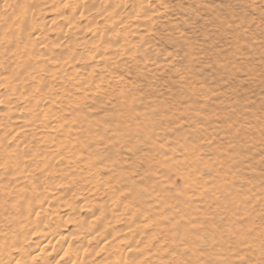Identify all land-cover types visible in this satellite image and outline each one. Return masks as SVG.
I'll return each instance as SVG.
<instances>
[{
    "label": "rangeland",
    "instance_id": "rangeland-1",
    "mask_svg": "<svg viewBox=\"0 0 264 264\" xmlns=\"http://www.w3.org/2000/svg\"><path fill=\"white\" fill-rule=\"evenodd\" d=\"M58 1H31L30 18L45 28L42 58L48 69L54 59L64 63L65 78L74 81L69 86L48 77L47 121L26 117L25 96L5 90L9 65L0 64V150L23 147L22 164L29 165L27 178L0 173V264L2 249L14 244L17 227L10 216L22 220L16 203L25 191L53 197L38 215H58L68 224L62 230L56 222L62 246L43 253L42 264L62 263L73 223L95 219L94 204L106 200L130 211L116 213V228L127 236L112 242L122 248L130 239L127 258L143 264H264V0H167L166 9L156 1L152 12L163 13L154 17L150 32L143 27L131 49L116 41L113 54L108 48L94 61H88L89 51L101 44L70 48L68 37L56 39L64 0ZM8 12L0 7V14ZM86 15L73 28L85 33L69 39H90L93 22ZM5 44L0 36V52ZM2 54L13 62L9 51ZM75 69L95 74L90 87L73 80ZM79 90L85 95L73 103ZM35 156L51 160L53 168L30 166ZM69 248L89 251L90 264L120 259L105 258L109 249L84 233L72 235ZM37 249L35 239L27 242L24 256L9 264H28Z\"/></svg>",
    "mask_w": 264,
    "mask_h": 264
},
{
    "label": "bare ground",
    "instance_id": "bare-ground-1",
    "mask_svg": "<svg viewBox=\"0 0 264 264\" xmlns=\"http://www.w3.org/2000/svg\"><path fill=\"white\" fill-rule=\"evenodd\" d=\"M31 1L32 0L0 1V7L9 10L8 13L0 14V36L4 38L5 42L7 43L3 46L4 49L0 52V64L9 65V68L6 70V79H9L11 84L8 85L7 89L5 90L15 92L16 94H19V96H25L21 107L23 108V113L26 114V117L40 119L41 121H47L48 117H50V112L44 110L43 100L47 97L45 94L46 90L50 92V94L52 93V91H50L46 87L50 82V79L48 77H53L55 83L58 82L57 80H60V83H65L67 85L68 82H70L72 85L69 84V86H73L74 81L72 82L70 79L65 78V75L62 71V67L65 66L64 63H57L58 60H55L53 58L54 63L55 61L57 62L56 64L48 63L49 66H51V68L48 69L46 64L47 61L42 58L43 53L40 52L39 43H41L43 40L40 36L41 33L44 32L43 29L45 28L41 27L42 23L40 21L30 18L33 11L31 7ZM41 1L50 4L53 0ZM156 1L159 2L161 9H166L167 0H64L62 2L63 7L60 6V8L58 9L61 11V14H58L59 16H56L57 21H60L59 23H62L61 29L57 33L58 38L56 39L68 37L67 42L69 40L70 41L67 47L69 46L70 48L76 47L77 45L84 46L92 44L93 42L101 44V47L97 46L92 51H89V54L87 56L88 61H94L97 57V54H100V52H103L108 48L109 51L107 54H113L111 48H115V46H112L116 41L119 42V44L117 45L118 47H129L131 49L133 46L132 38L134 39V37H136L141 40V34L139 33V30L144 27L146 28L147 32H150L152 30L151 24L155 22L154 17H159L163 13L162 10H158L155 13L152 12L154 10H152L153 3H155ZM59 5L60 4H58V6ZM65 8H68L70 10L69 15H65L63 13V9ZM20 11V17L15 18L13 16H10V14ZM122 12H124L123 15L120 14ZM86 13V18H89L87 19V22H93L92 31L89 35L90 39L86 41L84 39L78 41L69 39L73 38L74 35H77V37H79V33L80 35L81 33H85L84 28L80 27L75 31L73 30V28L74 26L77 27L76 21L81 19V17H83V15H85ZM19 20L24 21L23 26L15 24ZM95 21H99L98 26L95 25ZM128 21H133L135 22V24L133 25V27L126 29L124 25H126ZM61 31L65 32L66 35ZM103 43H106L107 45ZM126 45H128V47ZM51 49L56 50V52H54L53 54L55 58L57 56L59 57L60 52H57L56 48L51 47ZM3 51H9L11 53V55L14 57L13 62L7 60L3 56ZM45 53L46 51H44L43 55H45ZM140 53L138 51V54ZM142 56L143 58L147 59L145 54ZM48 58H51L50 54ZM68 58H71L69 59L70 61H74L76 59L73 54ZM108 59V56L104 57L105 61H108ZM107 66V64L104 65V68H107ZM77 70L78 69L74 70L75 77L73 78V80L77 78L78 85L82 87V89L90 87L92 85L91 83L94 81L93 76L95 74L92 71L82 73L78 72ZM1 78L2 77H0V79ZM103 81H105V84L108 85L111 80L110 78H108L105 80L103 79ZM112 84L114 87H116L115 84L119 83L117 81H114L112 82ZM62 87L63 84L61 86V91L65 92V90H62ZM80 92L82 91L79 90L77 95H74V98L71 99L73 103L84 97L85 94ZM33 93L36 94V97H34ZM15 113L17 114V117L23 116L22 112L20 111H17ZM22 154L23 147L17 148L15 146H4V148L0 150V173L6 175L12 173L13 175V172H17L15 175L16 177L27 178L26 175L29 171V165L22 164ZM37 163H40L43 169L50 170L51 167L53 168V162L51 160L43 162L40 161V158H38V156H35L33 160H31L30 166H35V164ZM64 177V174H60L58 178L62 179ZM85 180H91L90 185H95V187L101 188V184L95 183V181H93L91 178ZM33 182H37V186L42 185V179L39 177H35L33 179ZM58 188V186H54L53 188L51 187L52 190ZM110 189L112 193L116 192V190H113L114 188L111 187ZM25 192L20 194L21 196L19 199H17L16 203V205L18 206V209L16 210L18 211V213L22 214V220L18 219V217L15 216V213L11 214L10 216L13 225L17 227V235L14 237V244L10 245L11 248L4 247L2 249L5 264H9L13 260H20L21 257L24 256L23 251L26 249V243L34 239L36 240L38 249L33 254L28 256L25 260L29 264L34 260L39 259L38 262H33L32 264H42L39 262L43 258V253L47 252V254H49L50 250L53 249L55 245H57L58 247L62 246V240L59 235L56 234L57 232H55V229H57L58 225H60V227H62L61 229L64 230V227L68 225L66 224L67 222L65 220H62L58 215L55 217H53V215H49L47 216V218L44 217L46 215H38V212H41V210L39 209L44 208V206L49 201H52L54 199L53 197H50V195L44 193L43 191H40V194L35 192L38 195L34 194V197H30L29 193L26 194ZM30 194H32V192ZM105 196L110 197L111 193L105 191ZM108 201L109 200L94 204L93 209L98 210L99 214H97L96 218L92 221L90 220L86 224L73 223L74 232L73 234H70L71 236H69L66 240L67 245H63V250L61 252V255H59V259L62 260V263L60 264H90L89 251L86 252L82 248L78 250L69 248V243L72 240V235H79L82 233H84L86 237H91V239L96 240L100 248L109 249L107 253L108 255H106L105 258L108 256L114 257L115 255L116 257H120V259L115 260H113L112 258H110L108 261L104 260L105 262L101 264H143L141 262H138V260L135 261L133 259L127 258L128 253L125 250V247L132 246L130 239L124 241V247L122 248H116L115 243L112 244L113 241L122 240V238H125L127 236L124 232L119 233V230L116 228L117 220L114 219H116L117 217L116 213L122 214L123 211L127 212L128 210L126 209L125 205L122 207V210L121 206L116 204V201H110L111 203ZM22 212L24 213V215ZM57 221L59 222L58 225L56 223ZM22 225H27L28 228L26 230H23L24 228H22ZM43 226L46 227L45 231L41 229L42 232H39L38 229L41 227L43 228ZM35 231H38L39 233H36ZM116 244L119 245V241L116 242ZM109 253L113 254L111 255Z\"/></svg>",
    "mask_w": 264,
    "mask_h": 264
}]
</instances>
